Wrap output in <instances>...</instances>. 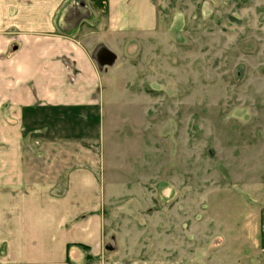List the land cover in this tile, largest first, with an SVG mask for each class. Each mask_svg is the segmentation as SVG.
Instances as JSON below:
<instances>
[{"label":"rangeland","instance_id":"1","mask_svg":"<svg viewBox=\"0 0 264 264\" xmlns=\"http://www.w3.org/2000/svg\"><path fill=\"white\" fill-rule=\"evenodd\" d=\"M153 3L109 73L106 234L130 258L262 264L264 0Z\"/></svg>","mask_w":264,"mask_h":264},{"label":"crops","instance_id":"2","mask_svg":"<svg viewBox=\"0 0 264 264\" xmlns=\"http://www.w3.org/2000/svg\"><path fill=\"white\" fill-rule=\"evenodd\" d=\"M155 27L153 0H0V264H171L103 213L109 73Z\"/></svg>","mask_w":264,"mask_h":264}]
</instances>
